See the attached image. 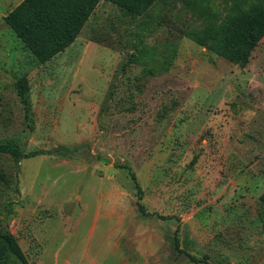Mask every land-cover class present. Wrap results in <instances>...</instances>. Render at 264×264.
<instances>
[{
    "label": "rangeland",
    "instance_id": "374dc122",
    "mask_svg": "<svg viewBox=\"0 0 264 264\" xmlns=\"http://www.w3.org/2000/svg\"><path fill=\"white\" fill-rule=\"evenodd\" d=\"M21 1L0 0V143L85 146L0 155V226L28 264H264V37L244 63L195 42L264 0H159L135 19L100 2L44 64L4 23Z\"/></svg>",
    "mask_w": 264,
    "mask_h": 264
},
{
    "label": "trees",
    "instance_id": "16d2710c",
    "mask_svg": "<svg viewBox=\"0 0 264 264\" xmlns=\"http://www.w3.org/2000/svg\"><path fill=\"white\" fill-rule=\"evenodd\" d=\"M158 1L22 0L3 19L16 39L28 49L35 60L39 64H44L74 43L100 2L111 3L125 16L135 19L144 16ZM232 12L233 14L221 25H209L202 35L195 38V42L199 46H206L209 41H213V51L217 55L232 63H244L250 51L264 37V5L253 4L247 9L238 2L232 6ZM15 88L20 102L26 108L28 91L26 80L20 78ZM83 147L85 146L60 145L51 151L23 152L15 142L5 141L0 143V155L11 156L15 163L50 153L62 159H73ZM115 168L126 172L135 191L138 211L142 216H146L141 204L143 191L131 167L115 165ZM259 201L264 209V192L259 197ZM259 217L264 227V211L260 212ZM10 259L20 264H28L17 239L10 232L2 230L0 226V264H6ZM192 259L196 263L207 264L202 260Z\"/></svg>",
    "mask_w": 264,
    "mask_h": 264
}]
</instances>
